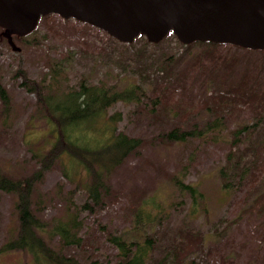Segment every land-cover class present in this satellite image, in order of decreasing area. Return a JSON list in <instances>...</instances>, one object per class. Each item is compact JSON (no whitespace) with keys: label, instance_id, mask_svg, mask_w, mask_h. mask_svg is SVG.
Masks as SVG:
<instances>
[{"label":"rangeland","instance_id":"374dc122","mask_svg":"<svg viewBox=\"0 0 264 264\" xmlns=\"http://www.w3.org/2000/svg\"><path fill=\"white\" fill-rule=\"evenodd\" d=\"M2 34L0 30V85L7 91L8 103L0 98V170L19 178L39 168L40 155L52 144L50 122L40 110L36 94L21 85L27 83L16 76L20 70L28 81H44L49 77L48 62L61 60L70 52L71 68L65 77L72 87L84 78L90 84L117 83L119 88H125L138 77L114 62L120 52V59L124 57V46L108 39L105 32L73 19L58 15L42 18L34 35L15 41L18 49L11 50ZM177 40H165L149 50L156 55H180L183 49ZM113 48L116 51L111 54ZM209 50L205 46L188 49L173 72H160L148 83L150 89L138 104L119 102L107 109V116L119 115L118 132L145 142L140 155L127 159L107 180L108 186L118 192L116 199L88 214L80 210L86 201L85 179H67L61 162L45 171L32 197L37 217L48 223L64 218L65 209L78 214L81 247L63 249L64 254L75 256L81 264L113 262L116 250L104 240L102 231H132L137 207L155 197L164 208L157 239L170 257L174 258L182 245L195 236L185 235L192 231L203 236L204 239L197 237L195 245L204 249L185 250L182 261L193 258L196 264H264V213L239 219L248 188L240 185L226 190L219 176L232 131L245 123H261L255 135L239 148L249 149L243 158V166L249 167L246 179L264 182V121L253 118L263 116L264 111L251 108L247 94H242L256 82L255 93L262 96L264 51L230 45L211 50L215 51L211 55ZM240 82L237 92L229 91ZM216 95L224 96L223 104L227 109L231 107L225 116L215 109ZM210 125L217 129L182 143L164 146L156 141L158 135L174 127L204 131ZM174 177L194 186L202 193V200L193 204L176 188ZM228 180H238L233 171ZM14 202V195L0 192V247L17 230ZM158 255L161 256L159 250ZM0 264L34 263L25 252H9L0 254Z\"/></svg>","mask_w":264,"mask_h":264},{"label":"trees","instance_id":"16d2710c","mask_svg":"<svg viewBox=\"0 0 264 264\" xmlns=\"http://www.w3.org/2000/svg\"><path fill=\"white\" fill-rule=\"evenodd\" d=\"M36 28L26 36H12V43H8L5 38L4 40L11 50L18 49L15 41H21L34 35ZM0 30L2 33L3 30L1 28ZM108 39L117 42L110 36ZM165 40H176V37L170 32L159 43L153 44L148 42L144 36L139 35L130 44L120 43L125 47L124 57L120 59L122 54L120 52V56L114 62L118 66L129 69L138 77L135 82L125 88H119L117 83L113 85H106L102 82L90 84L84 78H81L76 87H72L65 77L71 68L73 55L70 52L61 60L48 62L49 77L44 81H28L23 70H20L18 74L15 73L20 79L23 77L24 82L27 83V85H21L36 94L39 108L45 112L46 119L50 122L52 144L46 152L40 155L39 168L29 175L14 178L0 170V192L15 196L14 211L18 223L15 235L0 247V254L25 252L32 257L34 264H81L75 256L63 253V249L81 247L82 237L78 214H75L73 210L65 209L67 211L64 218H55L45 223L37 217V212L33 209L32 197L35 188L45 171L61 162L63 175L67 179L74 181L77 177L76 182L85 179L86 201L80 207L81 211H86L88 214L95 213L105 206L107 201L112 198L116 199L118 192L108 186L107 180L112 172L119 169L127 159L138 157L145 142L139 137H130L118 132L116 122L119 115L107 116V109L119 102L138 104L146 97V92L150 89L148 83H152L160 72L167 74L173 72L188 49L194 46H205L210 49L207 53L211 55L215 52L211 50L228 45L199 41L184 45L177 40L183 49L180 55L166 56L164 53L156 55L149 50L151 46L158 47ZM32 44L38 45L35 41ZM115 51L116 49L113 48L111 54ZM198 59L193 61L197 62ZM118 74L120 73L116 75ZM241 84L242 82L237 83L229 91L237 92V86ZM255 88L256 82H253V86L242 91V94H247L251 108H256L255 111L257 109L264 111V91L260 96L255 93ZM0 98L4 104L8 103L7 91L1 85ZM224 99V96L216 95L215 109L220 115L225 116L231 107L228 109L225 107ZM253 118L258 122L264 121V115H254ZM260 124L245 123L236 126L231 133L232 141L226 154L225 166L219 174L222 188L226 190L232 191L233 187L238 188L240 185L248 188L244 193V207L238 215L239 219L248 214L264 213V182L253 179L251 183L246 179L249 167L243 166V158L249 149L239 148L250 136H253V133L255 135ZM211 128L217 129L213 125L208 126L204 131H187L174 127L169 132L158 135L156 141L164 146H170L185 142L187 138L207 134ZM230 171H233L234 176L238 178L235 183H230L228 180ZM173 181L176 188L188 195L193 204L197 205L202 200V193L194 186L185 185L176 177ZM148 202L145 201L137 207L132 231H102L104 240L116 250L115 260L110 263L93 261L86 264H196L193 258L182 261L184 258L182 255L185 250L202 251L204 247L196 246L195 240L197 237L204 239L203 236L199 232L187 231L185 235L195 234V236L182 245L174 258L170 257V253H167L169 251L157 239L158 225L164 208L155 197L150 198ZM146 205L152 208H145ZM153 210H155L154 213L151 212ZM55 238H57L56 241H54ZM188 244H190L189 248H186ZM158 250L161 256L158 255Z\"/></svg>","mask_w":264,"mask_h":264},{"label":"water","instance_id":"95a60500","mask_svg":"<svg viewBox=\"0 0 264 264\" xmlns=\"http://www.w3.org/2000/svg\"><path fill=\"white\" fill-rule=\"evenodd\" d=\"M48 15L95 27L119 43L211 42L264 50V0H0L3 37L26 36ZM15 49V48H13Z\"/></svg>","mask_w":264,"mask_h":264}]
</instances>
